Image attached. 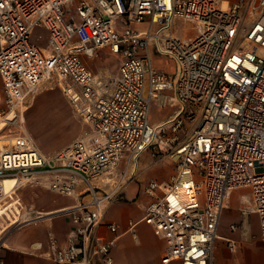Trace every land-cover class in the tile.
Returning a JSON list of instances; mask_svg holds the SVG:
<instances>
[{
  "label": "built area",
  "instance_id": "built-area-1",
  "mask_svg": "<svg viewBox=\"0 0 264 264\" xmlns=\"http://www.w3.org/2000/svg\"><path fill=\"white\" fill-rule=\"evenodd\" d=\"M222 3L0 0V204L28 183L79 199L64 210L73 223L68 238L49 232L52 264H115L118 236L107 239L98 229L118 233V224L104 222L127 182L117 168L150 149L175 159L169 181L144 188L152 200L142 220L166 242L161 264H214L222 211L239 188L251 190L243 212L258 215L264 240V0ZM177 20L193 23L194 35H180ZM37 26L47 31L44 47L32 40ZM151 42L176 60L174 73L154 67ZM103 48L120 58L114 74L95 73L84 61ZM45 83L59 88L88 126L52 154L24 127ZM164 92L180 107L155 125L152 102ZM11 178L17 185L7 191ZM137 223L129 224L136 240ZM227 246L237 250L232 239Z\"/></svg>",
  "mask_w": 264,
  "mask_h": 264
},
{
  "label": "crops",
  "instance_id": "crops-1",
  "mask_svg": "<svg viewBox=\"0 0 264 264\" xmlns=\"http://www.w3.org/2000/svg\"><path fill=\"white\" fill-rule=\"evenodd\" d=\"M227 1L232 3L237 0ZM150 52L157 70L168 74L176 71V60L159 54L153 42L150 44ZM41 97L39 96L36 100L38 101ZM170 98L173 101L171 105L179 103L173 98L171 92H164L153 101L156 102L160 110H165L163 114L157 116L153 113L151 106L150 121L152 124H161L178 111L179 108L170 106V103H162L163 100ZM41 149L47 154H52L61 148ZM156 156L153 154V150H146L135 163L123 159L117 168L119 176L126 174L127 182L122 188V194L108 206L104 222L118 224V233H111L105 224L98 229L99 234L107 239L115 235L118 236L117 243L112 249L115 264H126L124 260H118L117 247L120 246L121 238L127 233H131L129 231L130 222H138L137 224L144 222L142 218L145 208L152 200L145 193V186L151 180L167 182L174 173V158L162 155L163 158L160 160ZM165 163L168 164V168L160 178L146 177V173L150 170L160 172L161 166ZM134 169L135 172H133ZM5 188L7 191L14 189H7L6 186ZM239 189L245 191L237 199L234 194ZM239 189L232 193L228 205L230 207L235 203L236 213H233L230 218L221 215L218 226L219 238L215 240L214 264H264V240L260 236L258 215L249 210L247 214L243 212L251 208V190L248 187ZM8 198L10 199L0 204V261L2 262L0 264H52L49 254V232H52L60 242H64L68 238L73 223L64 210L74 206L79 199L75 196L61 195L44 186L34 184L16 188ZM23 206H31V209L23 208ZM231 225H236V228L233 230ZM151 231L160 245L156 254V264H161L166 242L158 238L153 230ZM228 239L236 242L237 250L235 252L229 250ZM134 240L137 242L138 238Z\"/></svg>",
  "mask_w": 264,
  "mask_h": 264
},
{
  "label": "rangeland",
  "instance_id": "rangeland-1",
  "mask_svg": "<svg viewBox=\"0 0 264 264\" xmlns=\"http://www.w3.org/2000/svg\"><path fill=\"white\" fill-rule=\"evenodd\" d=\"M246 24L248 25V23ZM193 25V23L188 21L179 20L175 25V29L180 35L187 31V36H193L195 32ZM242 32L243 30L241 34ZM40 34L44 35L43 39H39ZM46 39L47 31L42 26H37L32 35V40L45 46ZM119 60V56L112 54L108 48L98 50L95 57L84 56L87 66L95 73L114 74L118 69ZM39 96L42 97L37 101L36 99ZM3 98V92L0 90V103L3 102ZM169 103L170 106L177 109L180 107L179 103L177 105H171L173 101ZM152 109L157 116H160L161 113L163 114L165 110H160L156 102H152ZM197 116L198 114H194V118L187 122V130L190 133L197 122ZM24 127L41 148L52 150L63 148L88 129V126L74 113L73 108L61 90L59 88L50 89L47 83L40 88L36 98L30 102L29 107L25 111ZM156 157L160 160L163 158L162 155ZM167 168L168 164L165 163L161 166L160 172L150 170L146 173V177L160 178ZM16 185V181L12 178L5 181L7 189H13ZM244 191V189L235 191L234 197L238 199V196ZM9 199L7 198V200ZM234 204L224 208L222 216L230 218L233 213L235 214L237 207ZM24 207L29 208L31 206ZM135 230L138 235L137 242L133 239L131 233H127L121 238L120 246L117 247L118 260H124L126 264H156V254L160 245L152 234L151 230L153 229L146 222H141L137 224Z\"/></svg>",
  "mask_w": 264,
  "mask_h": 264
},
{
  "label": "bare ground",
  "instance_id": "bare-ground-1",
  "mask_svg": "<svg viewBox=\"0 0 264 264\" xmlns=\"http://www.w3.org/2000/svg\"><path fill=\"white\" fill-rule=\"evenodd\" d=\"M222 5H223V8H227V6H228V1H227V0H223ZM0 148L3 149V144H2L1 142H0Z\"/></svg>",
  "mask_w": 264,
  "mask_h": 264
}]
</instances>
